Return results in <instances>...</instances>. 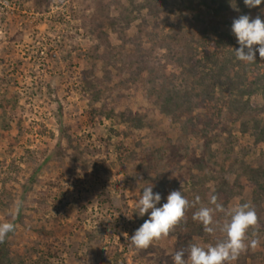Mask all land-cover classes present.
<instances>
[{"label": "rangeland", "instance_id": "1", "mask_svg": "<svg viewBox=\"0 0 264 264\" xmlns=\"http://www.w3.org/2000/svg\"><path fill=\"white\" fill-rule=\"evenodd\" d=\"M131 1L143 0H0V222L15 224V231L0 242V264L6 250L24 264H173L177 250L223 238L192 219L199 207H212L209 199L216 187L227 186L229 208L252 206L247 180L218 162L225 157L221 148L226 141L234 155H246L251 165L264 154V143L254 144L243 134L242 119L220 99H197L192 114L200 118L196 134L181 135L162 113L159 100L168 85L190 86L192 79L183 70L199 41L226 32L237 43L231 24L242 15L237 4L243 0H227L221 10L219 0H165L163 23L148 24L141 34L136 28L140 19L131 24L127 33L138 46L126 45L121 55L109 59L107 80L105 45L96 31H89L97 30L102 5L116 17L119 5L129 7ZM257 9L262 17L251 12L250 18L264 21V0ZM109 37L117 41L112 32ZM96 48L101 55L94 58ZM116 58L132 63L133 72ZM85 69L102 80L103 97L146 114L148 127L128 138L117 137L112 130L120 125L98 119L80 94ZM220 95L217 91L215 97ZM251 101L261 104V97ZM159 144L163 153L157 158L154 148ZM197 159L209 173L206 186L199 189L190 179L200 173ZM137 172L147 174L146 182L134 180ZM150 185L161 196L157 207L173 190L190 202L196 196L200 201L167 237L140 250L129 238L144 222L136 204ZM17 200L22 202L18 214ZM255 211L258 224L248 230L246 243L258 239V246L226 264H264V204ZM223 219L214 214V220Z\"/></svg>", "mask_w": 264, "mask_h": 264}, {"label": "trees", "instance_id": "2", "mask_svg": "<svg viewBox=\"0 0 264 264\" xmlns=\"http://www.w3.org/2000/svg\"><path fill=\"white\" fill-rule=\"evenodd\" d=\"M203 1L205 4L207 3V0ZM212 1L216 2L215 0ZM164 2L165 0H143L138 3L131 1L129 7L119 5L121 8L116 17H111L107 13L106 5L101 6L99 22L95 27L97 30L92 28L89 33L96 31L97 38L105 45L102 55L106 59L103 67L104 79H110L109 59L111 57L121 55V51L126 49V45L138 46L136 45L137 41L130 38L127 33L131 24L140 19L136 28L137 33L141 34L148 27V24L163 23L165 21ZM190 2L192 3L191 0ZM217 2V8L221 10L226 8L228 1L219 0ZM237 6L243 7L242 15H249L251 12L262 15L257 7L248 8L244 3H238ZM109 32L116 35V42L111 40ZM218 34L217 39L206 38V41H199L200 43L196 46L197 49H191L187 65L184 66L183 70L185 75L192 79L191 84L184 89L175 87V85L164 87L159 94L161 111L174 125L176 124L177 131L181 135L189 134V132H192L190 134L193 135L196 134L195 129L197 122L200 120V118L192 115L197 102L202 103L206 100L220 99L224 101L228 111L242 119L239 130L243 134L248 133L254 144L264 143V59L260 58L257 52L255 63L237 60L233 49L239 48V44L233 41L229 33L219 32ZM97 50L96 48V51L92 52L94 58L101 55L98 54ZM118 60L123 64L125 63L121 59ZM118 60L116 58V62ZM124 65L130 66L132 72L135 69L130 62H126ZM102 83V80L98 79L89 70L85 69L81 72L80 94L83 98L89 100L90 106L98 119L109 120L120 125L118 129L112 131L117 137L121 138H128L134 134V131L148 127L146 114H142L141 111H134L130 107L122 108L118 99L103 97ZM217 91L221 94L219 97H215ZM254 96L261 97V104L251 101ZM197 99L198 101H196ZM98 102L100 103L99 107H95L93 103ZM256 112L262 114L257 117L252 116L250 121L245 120L247 116L254 115ZM250 122L251 125H249ZM229 143L230 141H226L221 148V153L225 157L218 163L223 167L228 166L230 171L236 170L238 175L247 180L252 187V207L260 209L264 204V154L258 158L255 157V164L251 165L253 161L246 159V155L245 158L238 156V154L234 155V149ZM154 152L157 158L161 157L163 146L159 144L154 148ZM129 154L131 155V153ZM211 155H213V152H209L210 157H212ZM196 164L200 173L192 174L190 179L191 185L199 189L206 186L209 181V173L200 159H197ZM145 178L148 177L143 172L134 174V180L136 181L146 182ZM227 192V186L221 185L216 187L211 195H216L218 203L223 204L225 208H229L227 200L224 199ZM210 206L214 207L211 204ZM217 215L222 216L223 214L217 213ZM141 219L143 222L147 219V216L144 215ZM7 251L3 252V264H24Z\"/></svg>", "mask_w": 264, "mask_h": 264}, {"label": "clouds", "instance_id": "3", "mask_svg": "<svg viewBox=\"0 0 264 264\" xmlns=\"http://www.w3.org/2000/svg\"><path fill=\"white\" fill-rule=\"evenodd\" d=\"M262 0H243L248 8L257 7ZM231 32L236 37L239 48L233 49L237 60L246 63H255V54L264 59V21L259 16L250 18L249 15H240L233 19ZM258 47H254L257 46ZM153 185L143 188L136 207L138 214H150L148 219L137 228L129 238L131 246L135 249H147L154 240L167 237L173 228L185 216L189 207L199 203L200 197L196 196L190 202L181 191L173 190L166 198V203L157 207L161 196L153 192ZM209 203L214 207L201 206L192 216V219L203 225L207 233L219 231L223 238L215 244L201 246L188 245L187 249L177 250L172 255L173 264H226L235 260L239 254L248 247L258 246V239H251L246 243L247 233L250 228L258 224L257 213L249 203H238L231 208H225L218 203L216 195H210ZM15 212L18 214L22 206L20 200L15 201ZM215 213L223 214V221L214 220ZM15 231V224L8 221L0 222V242H3L8 233ZM185 255L187 258H185Z\"/></svg>", "mask_w": 264, "mask_h": 264}]
</instances>
